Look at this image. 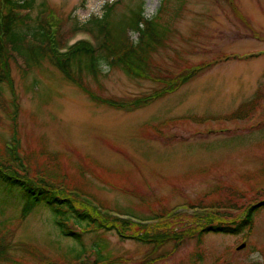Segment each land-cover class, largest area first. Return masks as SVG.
Segmentation results:
<instances>
[{"label": "rangeland", "instance_id": "rangeland-1", "mask_svg": "<svg viewBox=\"0 0 264 264\" xmlns=\"http://www.w3.org/2000/svg\"><path fill=\"white\" fill-rule=\"evenodd\" d=\"M112 1L45 0L66 24L72 18L80 24L100 17ZM122 1L118 14L139 0ZM142 1L143 16L149 18L163 0ZM233 3L168 0L162 20L174 32L153 55V65L174 73L199 65L201 72L140 110H116L91 100L48 64L25 77L13 67V86H0V144L13 134L14 90L22 155L29 167L57 172V185L133 217L148 218L175 207H180L175 213L187 214L194 211L185 205L217 206L229 199L240 214L248 202L264 196V0ZM78 39L87 36L73 41ZM100 70L99 84L90 79L86 84L101 99L128 104L161 87L104 63ZM253 100V115L230 121L242 116L243 104ZM21 214L15 201L0 194V243L9 246L16 260L12 264H41L42 257L63 264L73 256L71 250L82 248L88 260L100 253L117 258L114 264H193L198 254L197 264H264V208L254 216L251 233L207 235L202 250L189 236L159 245L152 236L143 242L138 236L123 238L114 230L97 229L82 235L79 243L61 234L47 208L37 207L22 219ZM188 220L173 221L170 227L184 229ZM241 244L244 248L237 251Z\"/></svg>", "mask_w": 264, "mask_h": 264}, {"label": "trees", "instance_id": "trees-1", "mask_svg": "<svg viewBox=\"0 0 264 264\" xmlns=\"http://www.w3.org/2000/svg\"><path fill=\"white\" fill-rule=\"evenodd\" d=\"M121 3L122 0L106 3L100 17H91L80 24L76 18H72L70 24H66L45 0H0V86L2 84L13 86V67L25 77L33 70H40L48 64L91 100L116 110L132 112L174 93L200 74L199 65L178 73L169 69L160 71L153 65V55L165 48L174 32L172 27L162 20L168 0H163L157 14L149 18L143 16L142 0L118 14L116 8ZM233 4L231 0V5ZM232 8L236 15L240 16L237 9L233 6ZM179 9L180 6L174 10L172 17L177 16ZM242 18L245 22V18ZM78 33H84L89 39L67 48L68 38ZM132 35L136 36L135 39L131 38ZM16 56L21 59L20 65L15 60ZM101 63L108 68L119 69L130 78L140 77L161 87L147 95L132 98L128 104L116 99H101L93 94L86 84V79L98 81L99 84L102 77ZM12 93L13 110L10 119L14 128L11 131L12 136L0 144V194L21 207V218L37 207H44L53 215L61 234L74 242L80 243L84 234L114 230L123 238L138 236L143 242H150L145 237L152 236L153 241L159 242V245L167 240L177 241L189 236L196 240L199 250H202L201 243L207 235L251 233L254 216L264 208L263 196L261 199L248 202V206L239 214L240 209L229 199L219 203L216 206L218 210L209 213L178 214L163 222L162 220L170 214L167 210L156 216L140 217L141 221H151L146 226L103 213L90 204L85 197L86 194L57 185L55 183L57 172L54 175L41 167H29L26 158L21 155L23 150L20 148V137L16 128L18 103L14 90ZM254 101L243 104L242 116L229 117L230 121H241L253 115ZM190 207L202 209L209 206ZM181 218L189 219L184 229L183 225L175 226L181 222ZM154 220L157 222H153ZM176 220L177 223L170 227V223ZM13 246L19 247L17 244ZM20 247L26 254L38 258L36 251L24 245ZM9 251L8 245L0 243V263L12 264L16 261L9 255ZM71 252L73 256L69 260L66 259L63 264L118 263L117 258H106L100 253H96L95 260H88L87 256H83L85 249L78 251L73 249ZM200 256L198 254L192 263H199ZM48 261V258L42 257L39 262L54 264ZM58 262L55 261V264Z\"/></svg>", "mask_w": 264, "mask_h": 264}, {"label": "water", "instance_id": "water-1", "mask_svg": "<svg viewBox=\"0 0 264 264\" xmlns=\"http://www.w3.org/2000/svg\"><path fill=\"white\" fill-rule=\"evenodd\" d=\"M244 247V245L242 244V245H240L239 247H238V250H240V249H242Z\"/></svg>", "mask_w": 264, "mask_h": 264}]
</instances>
